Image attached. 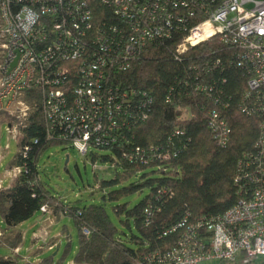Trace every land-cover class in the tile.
Segmentation results:
<instances>
[{"label":"built area","instance_id":"obj_1","mask_svg":"<svg viewBox=\"0 0 264 264\" xmlns=\"http://www.w3.org/2000/svg\"><path fill=\"white\" fill-rule=\"evenodd\" d=\"M175 38L168 58L178 63L200 42L215 38L219 46L182 64L164 101L187 119L193 113L184 97L204 96L205 126L224 148L231 127L222 110L234 97L226 83L236 72L244 86L235 103L260 119L259 132L253 149L236 161V202L218 214L192 217L186 211L162 232L183 229L174 246L149 251L138 264H264V0H0V111L14 118L7 129L17 137L39 108L46 140L65 142L83 155L106 149L110 166L122 170L124 163L169 169L191 136L174 125L162 140L138 144L135 130L150 116L152 88L125 87L114 77L148 46L167 47ZM29 149L25 143L18 152L25 158ZM9 168L15 178L25 166ZM163 194H173L166 184L145 206V224ZM47 206L40 210L48 212ZM81 231L88 236L93 228L81 219Z\"/></svg>","mask_w":264,"mask_h":264},{"label":"trees","instance_id":"obj_2","mask_svg":"<svg viewBox=\"0 0 264 264\" xmlns=\"http://www.w3.org/2000/svg\"><path fill=\"white\" fill-rule=\"evenodd\" d=\"M176 44L172 39L167 47L150 45L133 62L128 70L116 74L115 82L122 86L150 87L154 95V103L149 118L135 130L138 144L155 143L170 132L174 125L184 128L186 135L191 136L184 149L170 163L169 169L157 171L148 167L124 163L121 173L113 178L101 180V186L114 187L103 203H112L111 209L116 216H123L120 222L127 230H119L108 214L104 204L90 203L77 205L64 203L40 181L38 177V156L42 150L52 145H66L65 142L51 141L44 138L45 122L39 108L32 111L25 126L20 130L18 146L30 144L27 157L19 152L10 165L25 166L12 183L0 189V216L7 227L15 226L40 210L47 204L54 213L60 214L67 208L78 228L77 250L73 257L76 264H138L145 253L160 249L166 250L174 246L183 229L177 228L166 234L162 232L176 224L186 211L192 217L202 214H218L228 209L237 200L233 176L236 161L246 151L253 149L258 136L260 119L243 114L235 100L242 89V77L234 72L228 75L226 89L233 94L230 105L222 110V114L231 127L230 141L226 147H219L205 126L203 104L208 101L201 94L184 97L183 104H190L193 116L182 118L181 112L174 110L164 101L166 86L171 82L175 72L182 64L197 62L200 58L219 46L215 38L192 47L186 54L183 63L173 61L169 57L170 50ZM36 94V93H35ZM205 105V106H206ZM14 118L0 111V124L13 123ZM38 137L34 143L33 138ZM92 161L102 164L111 163L112 156L93 153ZM139 175V182H130L117 187L130 177ZM168 185L173 194H163L155 203L152 216L145 224L143 210L153 199L162 185ZM146 189V194L133 205L129 201L118 203L124 197ZM159 207V209L155 208ZM80 210V216L77 211ZM191 217V218H192ZM81 219L92 226L93 231L86 236L81 231ZM126 236V240L124 239ZM22 240L18 232L7 244L17 247ZM0 264H15L11 259L0 256ZM38 264H63V259L54 262L51 255L44 257Z\"/></svg>","mask_w":264,"mask_h":264},{"label":"rangeland","instance_id":"obj_3","mask_svg":"<svg viewBox=\"0 0 264 264\" xmlns=\"http://www.w3.org/2000/svg\"><path fill=\"white\" fill-rule=\"evenodd\" d=\"M7 129V123L0 124V180L2 186L7 188L13 181L9 168L15 161L18 152V139ZM96 154H108L106 149H92ZM92 155H83L70 145H52L42 150L38 156V177L59 201L83 206L90 203H103V196L114 187L103 188L101 180L113 178L121 173L118 166L112 167L110 163H95ZM139 175L130 177L117 187L130 182H139ZM147 190L143 189L118 201H129L131 205L141 199ZM104 206L119 230H127L119 220L123 216H116L112 203L105 201ZM49 211L38 210L23 223L7 227L0 216V256L11 259L15 264H38L44 257L51 255L54 262L63 259V264H76L73 257L77 250L78 228L71 216L60 212L59 215L47 206ZM44 218V219H43ZM37 235H33V231ZM22 236L17 247L7 244L17 233ZM126 240V236H124ZM18 248V250H15ZM238 259V258H237ZM201 264H224L216 261H205Z\"/></svg>","mask_w":264,"mask_h":264},{"label":"crops","instance_id":"obj_4","mask_svg":"<svg viewBox=\"0 0 264 264\" xmlns=\"http://www.w3.org/2000/svg\"><path fill=\"white\" fill-rule=\"evenodd\" d=\"M44 219V218H43ZM21 223H23V222H21ZM18 225V224H17ZM16 226V225H15ZM33 235L35 234V235H37L36 234V231L34 230L33 232ZM206 261H211V262H213V261H216V262H220V263H224V264H233V263H230V262H226V261H220V260H206ZM203 262H205V261H203ZM202 263V262H201ZM200 263V264H201Z\"/></svg>","mask_w":264,"mask_h":264},{"label":"water","instance_id":"obj_5","mask_svg":"<svg viewBox=\"0 0 264 264\" xmlns=\"http://www.w3.org/2000/svg\"><path fill=\"white\" fill-rule=\"evenodd\" d=\"M16 62V58L13 60V62L11 63V67L15 64Z\"/></svg>","mask_w":264,"mask_h":264}]
</instances>
